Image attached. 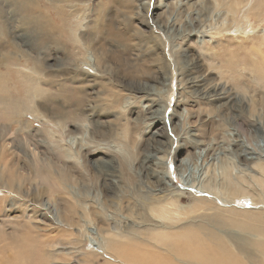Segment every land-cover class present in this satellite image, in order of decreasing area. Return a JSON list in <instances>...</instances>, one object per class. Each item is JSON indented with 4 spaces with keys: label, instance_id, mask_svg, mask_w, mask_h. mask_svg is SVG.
<instances>
[{
    "label": "rangeland",
    "instance_id": "374dc122",
    "mask_svg": "<svg viewBox=\"0 0 264 264\" xmlns=\"http://www.w3.org/2000/svg\"><path fill=\"white\" fill-rule=\"evenodd\" d=\"M263 18L264 0H0V264H264L229 243L260 253L236 229L264 213ZM206 208L232 218L215 237Z\"/></svg>",
    "mask_w": 264,
    "mask_h": 264
},
{
    "label": "bare ground",
    "instance_id": "6f19581e",
    "mask_svg": "<svg viewBox=\"0 0 264 264\" xmlns=\"http://www.w3.org/2000/svg\"><path fill=\"white\" fill-rule=\"evenodd\" d=\"M264 19V18H263ZM262 20V19H260ZM258 21V20H257ZM125 48H127V51H130L131 49L133 50V45L132 44H129L127 46H125ZM135 48V46H134ZM136 51V50H135ZM155 57V56H154ZM153 55H152V58L154 59ZM200 59V58H199ZM145 62L144 61H141L140 62V68L139 70L144 72L146 75L148 74L147 72L149 71L148 70V67L146 66L145 67ZM165 78H166V75H162V81H165ZM233 82V81H232ZM2 96V95H0ZM6 97V96H5ZM7 100L8 98H1L0 97V101H3V102H6L7 103ZM169 141V146L171 147V141ZM103 162V161H102ZM105 162V161H104ZM106 163V162H105ZM104 163V164H105ZM106 171V170H105ZM226 173V170L224 169L223 170V174ZM114 176V175H113ZM152 178V177H151ZM160 178V177H159ZM9 185V184H8ZM6 186V185H5ZM6 188H8L6 186ZM11 188V187H10ZM252 203L254 202H260L259 200L257 199H252L251 200ZM227 203V202H226ZM225 203V204H226ZM257 204V203H256ZM261 205V204H259ZM262 206V205H261ZM259 208V207H258ZM72 209V208H71ZM166 209V208H165ZM207 210H213L214 212L212 213V215L208 216V215H202L201 218L199 219L198 221V224H197V229H196V233L197 234H203L205 233L206 235L210 236V237H215V231L216 228L213 226V225H216V226H224L225 225V222L226 220L230 219L232 220V218L228 215H226L227 213L223 214L224 211L220 212L221 210H217V209H212V208H206ZM225 210V208H223ZM228 209V208H227ZM229 210V209H228ZM226 212V211H225ZM71 214V213H70ZM170 214H178V213H174L172 212V210H165L163 211L160 216L162 217V219H169L171 216ZM222 214L226 216V220H224L222 218ZM249 214H251L250 210H245V214H240L242 215V217H240V223H237V229L236 231H241L242 233H247L249 235L252 234L258 238H256V241H254L253 239V243H255V245L259 248V251L260 253L262 254H258L254 256V253L251 252L252 250L249 249V247L247 246L246 242H242V243H239L238 240L235 238V237H231L230 240H229V243L231 244L232 247H234V249L239 253V252H242V254H240V257L243 259V260H250V261H255V262H261V261H264V245H261L263 242L261 240V228L260 227H264V219L261 218V214L264 215V213H258L255 217H254V221L255 222H252V220L250 221L249 219H245L246 217H249ZM180 216V215H179ZM181 217V216H180ZM69 218V217H68ZM68 218H67V221H68ZM212 219V221L210 220ZM71 220V219H70ZM207 220L211 221L213 223V225H210ZM156 221V220H155ZM181 221H184L185 224H188L185 220H182V219H177V222L180 224ZM171 222V221H170ZM71 223V221H70ZM76 223V222H75ZM178 225H173V226H170L169 228H164V227H158L156 226L155 222L151 223V226L154 227L153 229H160L159 232H155L157 234H161V235H181V233H184V234H190L188 231H187V227H180ZM65 225V224H64ZM67 225V224H66ZM75 226V225H74ZM167 233L164 234V231H167ZM218 232V231H217ZM245 234L243 235V238L245 239L248 235ZM67 235V234H66ZM240 235V234H239ZM65 236V235H64ZM251 236V235H250ZM253 237V236H252ZM106 238V237H105ZM113 238V237H112ZM111 238V239H112ZM234 238V239H233ZM242 238V239H243ZM109 240V239H108ZM246 240V239H245ZM113 241V240H112ZM251 241V240H250ZM111 242V241H110ZM109 242V243H110ZM249 242V241H248ZM119 243V242H118ZM250 243V242H249ZM112 244V243H111ZM251 244V243H250ZM167 239L164 237L162 238V240L160 241V246H159V255H161L160 252H162V254L164 255L165 253H167L168 249H167ZM112 247H116V245L112 244L111 245ZM120 247V245H119ZM219 248L220 249H223V245L222 244H219ZM65 253V252H64ZM107 254V253H106ZM70 255V254H69ZM160 257V256H159ZM162 258H164V256H162ZM161 258V259H162ZM261 260V261H260ZM160 264V263H158ZM202 264H214L213 262L211 261H205L203 262Z\"/></svg>",
    "mask_w": 264,
    "mask_h": 264
}]
</instances>
